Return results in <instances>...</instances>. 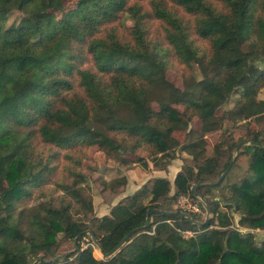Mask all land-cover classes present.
<instances>
[{
  "label": "trees",
  "instance_id": "16d2710c",
  "mask_svg": "<svg viewBox=\"0 0 264 264\" xmlns=\"http://www.w3.org/2000/svg\"><path fill=\"white\" fill-rule=\"evenodd\" d=\"M63 1L17 0L20 21L7 26L15 0H0V264L33 260L67 264L69 254L74 255V264H264V242L256 243L251 232L229 229L231 217L219 209L218 199L208 197L222 182L223 177L216 183L231 165L230 151L238 142L214 146L211 156L205 154V134L220 129L225 120H259L264 115V98L258 97L264 89V69L256 67L264 55V0H147L151 11L143 10L139 0H77L58 18ZM125 12L134 20L131 40H122L112 27L99 35ZM150 20L164 23L165 38L182 62L194 61L214 71L210 76L204 73L197 93L180 90L166 79V50L147 38ZM190 31L209 42V55L201 54ZM104 76L109 82L102 84ZM75 86L84 95L75 94ZM70 91V97L63 94ZM238 92L225 115H217L216 110ZM178 104L184 112L175 107ZM190 117H196L200 126L181 143L176 133L186 130ZM115 130L134 137L133 149L149 147L153 161L166 158L162 170L176 147L191 157L173 178V196L170 181L157 177L120 199L107 214L93 215L91 224L75 219L65 202L23 204L14 213L47 177L49 164L31 158L34 135L66 148L82 141L96 144L115 153L121 163H134L120 150L122 144L109 136ZM249 134L240 142H250L246 148L251 173L229 185L223 204L239 212V225L255 229L264 228V140L258 131ZM223 151L229 153L225 156ZM104 183L117 192L126 179L120 175ZM193 185L213 214L206 222L169 207L168 201L177 195L193 197ZM62 188L91 210L90 199L79 188ZM145 196L147 203H142ZM179 228L194 234L184 237ZM133 230L103 259L79 245L88 234L105 254ZM59 233L75 248L65 258L53 260L60 255L55 253Z\"/></svg>",
  "mask_w": 264,
  "mask_h": 264
},
{
  "label": "rangeland",
  "instance_id": "374dc122",
  "mask_svg": "<svg viewBox=\"0 0 264 264\" xmlns=\"http://www.w3.org/2000/svg\"><path fill=\"white\" fill-rule=\"evenodd\" d=\"M133 2V0L130 1V3ZM76 3L77 0H64L63 9L62 11L57 12L56 16L60 18L64 12L74 8ZM16 4L17 0L14 2V8L7 13V19L5 22L7 26L10 24H17L20 21L21 12L16 8ZM139 4L142 5L143 10H152V7L147 0H139ZM169 7L172 11L175 10L178 15L184 14L181 10H177L174 6ZM183 17L186 16L184 15ZM149 24L150 25L147 30L148 40L155 43L159 49L166 50V54L164 55V62L166 64V79L180 90L191 92V94L195 92L197 93L199 88L198 82L204 78V73L206 72L207 75L210 76L214 74V71H212L209 66L204 65L203 67L194 61H190L188 64L182 62L175 55L165 38V31L163 28L164 23L159 20H150ZM133 25V18L125 12L121 15L117 22L113 23V25H107L102 28L99 35L103 36L108 30L113 28L122 40L129 41L132 39L130 30ZM189 38L192 39L194 44L198 46L201 54L209 55L210 48L207 40L202 39L192 31L189 32ZM243 49L247 50L248 48L243 45ZM161 54L163 55L164 53L162 52ZM205 60L206 59L204 58V61ZM89 64L90 61H87L84 65L87 66ZM256 67L264 69V55H262L260 59L256 60ZM101 81L103 82L102 84H105L106 82L108 83L109 77L104 76L101 78ZM73 91L75 94L84 95L81 88L78 86H75ZM73 91L68 93L64 92L63 94L70 97L72 96ZM238 95L239 92L232 93L227 101L216 110V114L219 116L223 114L225 115L226 110L234 104ZM258 97L264 98L263 88L258 92ZM152 107L157 110L158 103L153 101ZM175 107L181 113L184 112L183 105L178 104L175 105ZM199 126L200 124L197 118L190 117L186 130L177 132L176 136L181 143L187 142L190 130L198 129ZM250 130L258 131L262 140H264V115L259 120L255 118L236 120L227 119L223 122L220 129L205 134V140L207 142L206 156H211V154L214 153V146L219 148L221 146L225 147L230 141L238 142V145L230 151V160L232 163L226 170L222 178V182L211 189L208 197L211 200H214V198L218 199L219 209L226 211L231 217V224L228 226L229 229H234L240 233L251 232L254 235L255 242L262 243L264 242V228L254 229L239 225V212L232 211L231 208L224 206L223 204V196H226L229 193V185L239 181V179H242L245 176H249L250 174L246 169L247 160L250 158V151L247 149L249 148L250 142H240L241 140H245L249 137L248 135H250ZM109 136L122 144L120 150H124V154L132 158V160L135 161L134 163L132 161H129L128 163H121L115 153L111 152V154H108L96 144L87 145L86 142L82 141L74 144L70 148H66L46 143L41 139L39 134L34 135L31 139V158L36 162L38 161L42 164H49L47 177L42 187H34L31 193L16 205L14 213L17 214L23 206H34L40 202H49L54 206H59V204L65 202L70 204V212L75 219L85 220L86 224H91V217L93 215L101 216L103 214H107L110 208L115 205L121 197L132 194L136 188L141 187L144 183L150 185V178L151 176H154V172L151 169L162 170L161 168L166 165L164 164L167 162L166 158L163 160L153 161V157L149 153L150 148L145 144L133 149L132 144L134 143V137L127 135L126 132H119L117 130L109 131ZM224 141H226L225 144L221 145ZM219 142L222 143L220 144ZM173 152V158L169 161L170 163L168 166L170 169L167 168L168 170H166L168 176H173L183 166V164H189V162H191V157L179 147H176ZM226 153L229 152H222L225 156ZM141 157L144 159H139ZM155 158H159V156L154 157V159ZM224 160L225 157L222 158V161ZM147 165L150 166V170L147 169ZM124 173L128 176V184L122 189L121 187L118 188L117 193L109 186L105 185V181L111 180L113 177L120 176ZM62 185H70L72 187L79 188V190L82 191L83 196L88 200L90 199L92 206L91 210L90 206L87 204H85V206L81 201L78 202L68 195V193H66L62 188ZM173 194L174 191L173 188H171L169 196H173ZM187 195L189 196V202H191L192 206L197 208L196 210L192 209L191 206L186 209L181 208L177 202V197H179V195L168 201L169 207L186 215L194 216L197 218L198 222H206L208 218L212 217L213 214L210 211L207 213L205 205L208 207V202L205 201V199L202 200V198L198 195H194L193 197L190 194ZM63 199L64 201H62ZM147 200L148 197L145 196L142 198L141 202L147 203ZM18 205L19 208L17 207ZM214 227L216 226H210V228ZM179 230L181 231V228H179ZM198 231H196V233ZM192 232L194 233V231ZM57 238L58 247L55 253L66 254L71 253L74 250L75 244L72 240L63 239L60 233L57 235ZM79 245L83 248L90 247L92 249L93 256L96 258H104V256L99 253L95 240L90 235H83L79 240ZM73 258L74 255L69 254L68 259H66V263L74 264ZM52 259L53 257L50 258V260ZM35 262L36 260H33L31 264H39L38 262Z\"/></svg>",
  "mask_w": 264,
  "mask_h": 264
},
{
  "label": "water",
  "instance_id": "95a60500",
  "mask_svg": "<svg viewBox=\"0 0 264 264\" xmlns=\"http://www.w3.org/2000/svg\"><path fill=\"white\" fill-rule=\"evenodd\" d=\"M224 174H225V172H223L221 175H220V177H219V179L216 181V183H218L219 181H220V179L224 176ZM203 185H209V183H206V184H203ZM196 187H197V185H193L192 187H191V190L193 191V193H194V195H196V193H195V189H196ZM200 197V196H199ZM201 198V197H200ZM202 200H204V199H202ZM205 207H206V210H207V213L209 212V210H208V207H207V205H205ZM206 221V220H205ZM141 227H139V228H137L136 230H139ZM136 230H133V231H131L130 233H128L127 235H125L119 242H118V244L116 245V246H114V248L112 249V250H110L109 252H107V253H105V254H103V252H102V250L100 249V247H99V245L97 244V242L95 241V244H96V246H97V248H98V250H99V252L102 254V255H105V256H109V255H111L112 253H114L117 249H119V247L123 244V242L134 232V231H136ZM67 254H69V253H66V254H60V255H57L53 260H58V259H61V258H63L65 255H67Z\"/></svg>",
  "mask_w": 264,
  "mask_h": 264
},
{
  "label": "crops",
  "instance_id": "0c3cea01",
  "mask_svg": "<svg viewBox=\"0 0 264 264\" xmlns=\"http://www.w3.org/2000/svg\"><path fill=\"white\" fill-rule=\"evenodd\" d=\"M248 162H249V159L247 160V164H246V169H247V166H248ZM169 166V164L166 166V170H168V169H170V167H168ZM168 168V169H167ZM147 169H149L150 170V166H148V168ZM153 172H154V176H151V178L150 179H153V178H157V177H166L169 181H170V183H171V188H173V184H172V182H173V178H174V176H175V174L179 171H177L173 176H168L167 175V172H166V170H156V169H151ZM161 171V172H160ZM249 173H251L250 171H248ZM158 173V174H157ZM169 173V172H168ZM122 176H125V179H126V183L123 185V186H121V189L122 188H124L125 186H127V184H128V176H126V174L124 173V174H122ZM240 180V179H239ZM236 182H238V181H236ZM145 184V183H144ZM143 185V184H142ZM141 185V186H142ZM136 188V187H135ZM140 188V187H139ZM139 188H136L134 191H133V193L137 190V189H139ZM130 189H133V188H130ZM118 192V191H117ZM116 192V193H117ZM126 196H128V195H126ZM126 196H123V197H126ZM123 197H121L120 199H122Z\"/></svg>",
  "mask_w": 264,
  "mask_h": 264
},
{
  "label": "built area",
  "instance_id": "2783aa9c",
  "mask_svg": "<svg viewBox=\"0 0 264 264\" xmlns=\"http://www.w3.org/2000/svg\"><path fill=\"white\" fill-rule=\"evenodd\" d=\"M189 196L187 194H180L179 197H177V202L179 203V206L183 209L188 208L191 206L192 209H197L196 207L191 205V202H189ZM178 230V229H177ZM182 236L189 237L192 236L194 233L191 230H178Z\"/></svg>",
  "mask_w": 264,
  "mask_h": 264
},
{
  "label": "bare ground",
  "instance_id": "6f19581e",
  "mask_svg": "<svg viewBox=\"0 0 264 264\" xmlns=\"http://www.w3.org/2000/svg\"><path fill=\"white\" fill-rule=\"evenodd\" d=\"M100 253V252H99Z\"/></svg>",
  "mask_w": 264,
  "mask_h": 264
}]
</instances>
